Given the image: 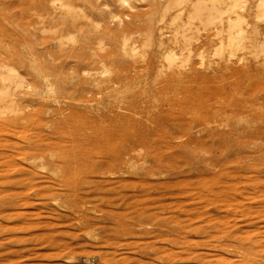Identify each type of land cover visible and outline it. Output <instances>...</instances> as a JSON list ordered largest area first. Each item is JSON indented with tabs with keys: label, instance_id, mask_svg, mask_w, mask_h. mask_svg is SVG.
Here are the masks:
<instances>
[{
	"label": "rangeland",
	"instance_id": "rangeland-1",
	"mask_svg": "<svg viewBox=\"0 0 264 264\" xmlns=\"http://www.w3.org/2000/svg\"><path fill=\"white\" fill-rule=\"evenodd\" d=\"M40 1L0 0V74L18 79H0V264H264L254 1L221 53V23L189 24L187 2L69 0L72 29Z\"/></svg>",
	"mask_w": 264,
	"mask_h": 264
},
{
	"label": "bare ground",
	"instance_id": "bare-ground-1",
	"mask_svg": "<svg viewBox=\"0 0 264 264\" xmlns=\"http://www.w3.org/2000/svg\"><path fill=\"white\" fill-rule=\"evenodd\" d=\"M23 0H18V2H22ZM50 1V3H52V4H58V3H60V6L62 7V8H65V10L66 11H63L64 13H63V15H61V17H59L58 19H57V21H58V23L60 22L61 24H63L64 26H68V27H70V28H72V29H74L75 28V25L76 24H74V22H73V19H78V18H75V16L76 15H80L81 16V14L85 11L84 9H83V11H82V13H80L79 12V14H77L76 13V11L74 12L73 10L74 9H72V7L74 6H79V5H77L76 3V5H72L70 2H68L69 0H43V1H40V5L41 6H43L44 5V3L46 2H49ZM66 1V2H65ZM72 1V0H71ZM85 1V0H84ZM123 4H127L128 3V5H129V0H120ZM250 2V0H167V7H165V10H166V12L168 11V9H170L172 6L173 7H178V6H182V4H184V3H188V23L189 24H191V23H193L194 21H199L200 23H203V24H205L206 26L207 25H215V24H217V22H220L221 23V29L219 28L218 29V36H219V40H220V42H219V44H218V48H217V52L218 53H221L223 50H224V48L225 47H233V46H236V45H238V44H240V42L244 39V37H245V29L243 28V25L246 23V18L244 17L245 15H243V12H244V10H245V7H246V4H247V2ZM251 1H254V2H251V3H255V12H254V15H255V18H256V20H258V19H261V18H264V0H251ZM44 2V3H43ZM74 2V1H73ZM1 3V2H0ZM17 3V2H16ZM85 3H87V4H92V0L91 1H89V0H87V2H85ZM8 4V3H7ZM53 5V6H54ZM84 5V4H83ZM92 5H94V4H92ZM90 6V5H89ZM25 7V6H24ZM81 7V6H80ZM80 7H79V9H80ZM91 7V6H90ZM183 7V6H182ZM16 8V7H15ZM18 8V7H17ZM36 8V7H35ZM34 8V9H35ZM76 8V7H75ZM85 8V7H84ZM94 8H95V5H94ZM164 8V7H163ZM186 8V7H185ZM252 8V7H251ZM72 9V10H71ZM30 10V9H29ZM59 10V9H58ZM251 10V9H250ZM25 12V11H24ZM245 13V12H244ZM252 13V12H251ZM250 13V14H251ZM19 14V13H18ZM48 14V13H47ZM89 15V14H88ZM3 16V15H2ZM181 16V14L179 13L178 15H176V17H175V20L176 19H178L179 17ZM251 16H252V14H251ZM82 17H84V15L82 16ZM86 17V16H85ZM249 17H250V15H249ZM57 18V17H56ZM258 18V19H257ZM31 19V18H30ZM55 19V18H54ZM180 19V18H179ZM12 20V19H11ZM22 20V19H21ZM86 20V19H85ZM175 20H173L174 22H175ZM224 20H226V26L222 23ZM261 20H263V19H261ZM75 21V20H74ZM88 21V20H87ZM259 21V20H258ZM6 22V21H5ZM89 22H90V20H89ZM75 23H76V21H75ZM187 23V24H188ZM2 24V23H1ZM15 24V23H14ZM81 23H79V25H80ZM247 24V23H246ZM93 25V24H92ZM186 25V24H185ZM247 25H249V24H247ZM17 26H20V25H18L17 24ZM56 26H57V24H56ZM81 26V25H80ZM182 26V25H181ZM197 26V25H196ZM58 27V26H57ZM87 27V26H86ZM179 27V26H178ZM185 27L186 26H184V29H185ZM89 28V27H88ZM90 28H91V26H90ZM197 28L199 29V27L197 26ZM44 29V28H43ZM42 29V30H43ZM62 29V28H61ZM80 30H81V28H79ZM63 30V29H62ZM94 30V29H93ZM148 30V29H147ZM178 30V29H177ZM257 30V29H256ZM79 31V30H78ZM188 31V30H187ZM186 31V32H187ZM25 32V31H24ZM183 32H185V30L183 31ZM254 32V31H253ZM21 33V32H20ZM95 33V32H94ZM109 33V32H108ZM14 34H16V33H14ZM53 35H54V33H52ZM55 34H56V31H55ZM66 34V33H65ZM87 34V33H86ZM60 35V34H59ZM108 35V34H107ZM184 35V34H183ZM250 35H253V34H250ZM61 36V35H60ZM97 36V35H96ZM99 36H102V35H99ZM185 36H187V35H185ZM6 37V36H5ZM58 37V36H57ZM181 37V36H180ZM253 37V36H252ZM79 38V37H78ZM102 38V37H101ZM122 38V37H121ZM249 38H250V36H249ZM68 39V38H67ZM192 39V38H191ZM251 39V38H250ZM256 40H257V38H255ZM62 40V39H61ZM189 40V39H188ZM254 40V39H253ZM64 41V40H63ZM102 41V40H101ZM100 41V42H101ZM81 42H83V41H81ZM86 42V41H85ZM186 42V41H185ZM257 42V41H256ZM260 42V41H259ZM255 44H257V43H255ZM263 44V43H262ZM10 45V44H9ZM12 45V44H11ZM85 45V44H84ZM252 45V44H251ZM60 46V45H59ZM59 46H58V48H59ZM91 46V45H90ZM243 46V45H242ZM89 47V46H88ZM87 47V48H88ZM185 47V46H184ZM255 47V46H254ZM57 48V47H56ZM102 48V47H101ZM257 49H258V47H256ZM255 48V49H256ZM2 50H3V47L1 48ZM6 49V48H5ZM4 49V50H5ZM32 49V48H31ZM60 49V48H59ZM248 49V48H247ZM10 50V49H9ZM34 50V49H33ZM72 50V49H71ZM259 50V49H258ZM257 50V51H258ZM263 50V52H264V49H262ZM10 52V51H9ZM60 52V51H59ZM91 52V51H90ZM262 52V53H263ZM16 53V52H15ZM20 53V52H19ZM7 54V53H6ZM11 54V53H10ZM32 54H33V52H32ZM17 55V54H16ZM20 55H21V53H20ZM27 55V54H26ZM74 55V54H73ZM85 55V54H84ZM83 55V56H84ZM102 55V54H101ZM6 56V55H5ZM12 56V55H11ZM22 56V55H21ZM58 56V55H57ZM62 56V55H61ZM69 56H70V54H69ZM82 56V55H81ZM86 56V55H85ZM175 54H169V55H167L166 56V60H167V62L169 63V64H171V65H173V64H175L174 63V61H176L175 60ZM16 57V56H15ZM18 57V56H17ZM34 57V56H33ZM73 57V56H72ZM222 57V56H221ZM220 57V58H221ZM8 58V57H7ZM3 59V58H2ZM18 59H19V57H18ZM26 59V58H25ZM32 59H34V58H32ZM42 59V58H41ZM114 59V58H113ZM15 60V59H14ZM24 60V59H23ZM59 60V59H58ZM116 60H118V59H116ZM8 61V60H7ZM6 61V62H7ZM32 61V60H31ZM40 61V60H39ZM76 61V60H75ZM4 62V61H3ZM6 62H4V63H6ZM11 62H13V60L11 61ZM25 62V61H24ZM41 62V61H40ZM40 62H39V64H40ZM46 62V61H45ZM21 63V62H20ZM43 63V62H42ZM2 64V63H1ZM18 64V63H17ZM16 64V65H17ZM35 64H36V62H35ZM44 64V63H43ZM78 64V63H77ZM113 64H114V62H113ZM3 65V64H2ZM2 65H1V67H2ZM36 65H38V64H36ZM50 65V64H49ZM13 66H15V65H13ZM26 66H29V65H26ZM56 66V65H55ZM105 66V65H104ZM114 66V65H113ZM6 67V66H5ZM18 67V66H17ZM41 67V66H40ZM47 67V66H46ZM52 66H50V68H51ZM115 67V66H114ZM21 68V67H20ZM22 68H24V67H22ZM32 68V67H31ZM36 68V67H35ZM43 68V67H42ZM49 68V67H48ZM57 68V67H56ZM171 68H172V66H171ZM26 69V68H25ZM44 69V68H43ZM110 69V68H109ZM35 70V69H34ZM117 70V69H116ZM119 70V69H118ZM125 70V69H124ZM225 70V69H224ZM15 71V70H14ZM14 71L13 70H10V73H9V75L8 76H6V78L4 77V74L3 75H1L0 74V76H1V78L0 79H2V81L3 82H8V83H10V84H14V86H15V84L17 85L18 84V79H17V76L14 74ZM26 71V70H25ZM32 71V70H31ZM105 71V70H104ZM107 71V70H106ZM227 71V70H226ZM51 72V71H50ZM71 72V71H70ZM108 72V71H107ZM28 73V72H27ZM43 74H44V72H42ZM74 73V72H73ZM109 73V72H108ZM42 74V75H43ZM46 74H48V73H46ZM45 74V75H46ZM71 74V73H70ZM118 74V73H117ZM174 74V73H173ZM177 74V73H176ZM175 74V75H176ZM220 74V73H219ZM7 75V74H6ZM65 75V74H64ZM127 76V75H126ZM178 76V75H177ZM116 77V76H115ZM117 77H118V75H117ZM204 77V76H203ZM225 78H227V77H225ZM77 79V78H76ZM117 79V78H116ZM228 79V78H227ZM234 79V78H233ZM237 79V78H236ZM20 80V79H19ZM39 80V79H38ZM45 80V79H44ZM63 80V79H62ZM101 80V78L100 79H95V81H100ZM180 80V79H179ZM56 81V80H55ZM103 82H107V83H111V82H114L113 81V79L111 80V79H108L107 81L105 80H102ZM115 81H124V80H120V78L118 79V80H115ZM134 81H136V80H134ZM120 82V83H121ZM222 82V81H221ZM224 82V81H223ZM21 83V82H20ZM47 83H48V81H47ZM59 83H61V82H59ZM100 83V82H99ZM106 83V84H107ZM125 83V82H124ZM195 83V82H194ZM206 84V83H205ZM210 84V83H209ZM229 84V83H228ZM35 85V84H34ZM42 85V84H41ZM1 86H2V84H1ZM60 86V90H59V92L61 93V94H59L60 96H61V98H64V96L66 95H72V93L69 91V89H68V87L66 88V87H64L62 84H60L59 85ZM106 86V85H105ZM125 86V85H124ZM5 88V87H4ZM55 88H56V86H55ZM55 88L51 85H48L47 86V88L46 89H48V93L49 94H52V93H56V90H55ZM9 90H10V88H9ZM12 90V89H11ZM34 90V89H33ZM84 90V89H83ZM112 90V89H111ZM243 91V90H242ZM4 92V91H3ZM8 92V91H7ZM120 92V91H119ZM74 93V92H73ZM10 93H6L5 94V92H4V95L3 96H5L4 98H7V97H9L10 98V95H9ZM77 94V93H76ZM75 93H74V95H76ZM87 94V93H86ZM120 95V94H119ZM121 95H122V93H121ZM11 96H13L12 94H11ZM43 96V95H42ZM49 96V95H48ZM54 96V95H53ZM169 96H171V95H169ZM68 97V96H67ZM123 97V96H122ZM128 97V96H127ZM162 97V96H161ZM71 98V97H70ZM244 98V97H243ZM117 99V98H116ZM242 99V98H241ZM15 100V99H14ZM71 100V99H70ZM86 100V99H85ZM84 100V101H85ZM93 100V99H92ZM157 100V99H156ZM53 101V100H52ZM169 101V100H168ZM5 102V101H4ZM55 104H57V106H58V104H59V101H58V98H56V100H54L53 101ZM74 102V101H73ZM166 102H167V100H166ZM3 103V102H2ZM158 103V102H157ZM16 102L15 101H13L11 104H10V106H11V113L12 112H18V106H16ZM51 104V103H50ZM121 104V103H120ZM101 105V104H100ZM8 107V106H7ZM9 108V107H8ZM8 108L6 109V110H8ZM62 108V107H61ZM60 108V109H61ZM53 109V108H52ZM58 107H57V111H58ZM59 109V110H60ZM119 109H121V108H119ZM70 110V109H69ZM50 111H51V109H50ZM61 111V110H60ZM59 111V112H60ZM62 111H63V109H62ZM71 111V110H70ZM175 112V111H174ZM56 114V113H55ZM58 114V113H57ZM60 115V114H59ZM72 115V114H71ZM63 116V115H62ZM66 116V115H65ZM65 116H63V118L65 117ZM101 116V115H100ZM61 117V116H60ZM68 117V116H67ZM99 117V116H98ZM94 118V117H93ZM102 118V117H101ZM64 119H66V118H64ZM68 119V118H67ZM105 119V118H104ZM62 120V119H61ZM91 120V119H90ZM65 121V120H64ZM63 121V122H64ZM59 121H57V123H58ZM67 123V122H66ZM85 123V122H84ZM83 123V124H84ZM96 123V122H95ZM53 124H55V123H53ZM107 124V123H106ZM60 125V124H59ZM69 124H67V126H68ZM128 125H129V123H128ZM66 126V125H65ZM82 126V125H81ZM148 126V125H147ZM180 126V125H179ZM55 127V126H54ZM79 127V126H78ZM53 128V127H52ZM149 128V127H148ZM179 129V128H178ZM90 131V130H89ZM181 131V130H180ZM185 133V132H184ZM66 134V133H65ZM79 134V133H78ZM99 134V133H98ZM174 134V133H173ZM56 135V134H55ZM71 135V134H70ZM175 135V134H174ZM41 137V136H40ZM74 138V137H73ZM76 139V138H75ZM42 140V139H41ZM73 140V139H72ZM84 141V140H83ZM86 141V140H85ZM41 142V141H40ZM73 142H74V140H73ZM129 143V142H128ZM75 146V145H74ZM59 152V151H58ZM51 153V152H50ZM53 154V153H52ZM127 154V153H126ZM57 155V154H56ZM58 155H60V154H58ZM137 155V154H136ZM76 156V155H75ZM55 157V156H54ZM62 157V156H61ZM60 157V158H61ZM33 158H36V157H33ZM40 158V157H39ZM12 159V158H11ZM42 159V158H41ZM36 160V159H35ZM75 160V159H74ZM60 161V160H59ZM6 163V162H5ZM11 163V162H10ZM53 163V162H52ZM55 163V162H54ZM53 163V164H54ZM131 163V162H130ZM9 165V164H8ZM8 165H6L7 167H8ZM45 165V164H44ZM10 166H11V164H10ZM13 166V165H12ZM76 166V165H75ZM9 169H10V167H9ZM54 169V168H53ZM8 170V169H7ZM58 170V169H57ZM10 171V170H9ZM56 171V170H55ZM59 172H60V170H58ZM62 174V173H61Z\"/></svg>",
	"mask_w": 264,
	"mask_h": 264
}]
</instances>
